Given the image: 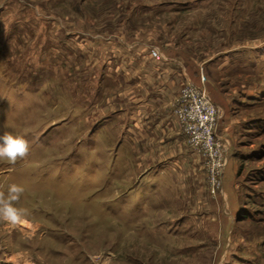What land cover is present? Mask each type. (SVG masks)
Instances as JSON below:
<instances>
[{"label": "rangeland", "instance_id": "374dc122", "mask_svg": "<svg viewBox=\"0 0 264 264\" xmlns=\"http://www.w3.org/2000/svg\"><path fill=\"white\" fill-rule=\"evenodd\" d=\"M130 45L200 69L227 141L219 191L204 167L142 164L100 108L94 62ZM4 132L30 151L0 160L26 221L0 220V264H264V0H0Z\"/></svg>", "mask_w": 264, "mask_h": 264}, {"label": "crops", "instance_id": "0c3cea01", "mask_svg": "<svg viewBox=\"0 0 264 264\" xmlns=\"http://www.w3.org/2000/svg\"><path fill=\"white\" fill-rule=\"evenodd\" d=\"M133 46H114L102 63L99 58L94 62L99 63L95 74L100 93L107 97L100 108L113 114L115 126L123 127L126 147L136 152L135 158L142 164L148 166L159 159L165 161L159 168L173 169L184 163L197 174L202 161L190 148L173 109L182 84L193 82L192 74L201 71L192 69V64L184 66L174 51L158 49L161 59L157 60L150 56L147 45ZM210 86L212 89L211 82Z\"/></svg>", "mask_w": 264, "mask_h": 264}, {"label": "built area", "instance_id": "2783aa9c", "mask_svg": "<svg viewBox=\"0 0 264 264\" xmlns=\"http://www.w3.org/2000/svg\"><path fill=\"white\" fill-rule=\"evenodd\" d=\"M149 53L152 58L161 59L157 48H150ZM173 115L189 146L202 159L208 189L219 191L223 185L227 144L217 135L219 108L205 86L186 80L179 89Z\"/></svg>", "mask_w": 264, "mask_h": 264}, {"label": "clouds", "instance_id": "9594fccd", "mask_svg": "<svg viewBox=\"0 0 264 264\" xmlns=\"http://www.w3.org/2000/svg\"><path fill=\"white\" fill-rule=\"evenodd\" d=\"M29 141L22 135H14L4 132L0 135V160L6 159L15 163L29 154ZM25 191L19 184H10L7 194L0 192V220L7 221L13 225L26 223L23 219L24 210L16 207L21 195Z\"/></svg>", "mask_w": 264, "mask_h": 264}, {"label": "bare ground", "instance_id": "6f19581e", "mask_svg": "<svg viewBox=\"0 0 264 264\" xmlns=\"http://www.w3.org/2000/svg\"><path fill=\"white\" fill-rule=\"evenodd\" d=\"M22 199V198H21Z\"/></svg>", "mask_w": 264, "mask_h": 264}]
</instances>
